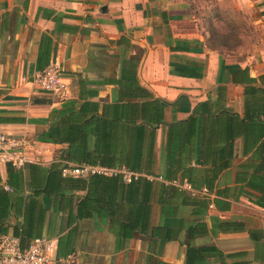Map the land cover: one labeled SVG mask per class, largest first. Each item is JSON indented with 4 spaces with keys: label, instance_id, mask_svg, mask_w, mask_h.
Returning <instances> with one entry per match:
<instances>
[{
    "label": "crops",
    "instance_id": "obj_1",
    "mask_svg": "<svg viewBox=\"0 0 264 264\" xmlns=\"http://www.w3.org/2000/svg\"><path fill=\"white\" fill-rule=\"evenodd\" d=\"M53 63L65 89L38 90ZM0 131L35 151L0 162V235L70 264H264V0H0Z\"/></svg>",
    "mask_w": 264,
    "mask_h": 264
},
{
    "label": "built area",
    "instance_id": "obj_2",
    "mask_svg": "<svg viewBox=\"0 0 264 264\" xmlns=\"http://www.w3.org/2000/svg\"><path fill=\"white\" fill-rule=\"evenodd\" d=\"M38 90L56 93L65 89L66 83L56 64H50L34 74L29 80ZM33 142L0 131V162L14 168H23L32 160ZM62 175L89 177L94 174L112 176L120 174L129 182L138 177V173L124 168L108 167L101 164L64 162L60 169ZM179 188L192 190L187 182H175ZM206 192L207 190L204 189ZM71 258L58 257L55 253V241L48 237H34L25 246L21 245L18 235H0V264H70Z\"/></svg>",
    "mask_w": 264,
    "mask_h": 264
},
{
    "label": "rangeland",
    "instance_id": "obj_3",
    "mask_svg": "<svg viewBox=\"0 0 264 264\" xmlns=\"http://www.w3.org/2000/svg\"><path fill=\"white\" fill-rule=\"evenodd\" d=\"M243 31H245V27L239 28V26H238V27L230 28V33H227V37H226L227 42H226V44L229 45L230 47H239V46L246 45L245 43L241 42L242 38L240 37V34ZM215 40H216L217 44H219L222 41H224L223 38L218 37V36H215Z\"/></svg>",
    "mask_w": 264,
    "mask_h": 264
},
{
    "label": "trees",
    "instance_id": "obj_4",
    "mask_svg": "<svg viewBox=\"0 0 264 264\" xmlns=\"http://www.w3.org/2000/svg\"><path fill=\"white\" fill-rule=\"evenodd\" d=\"M38 139H39L40 141H44V142H53V141L56 140V139L54 138V136H53L52 133L41 134V135L38 137ZM64 158H65V160H63L64 162L72 163V162H70V161L68 160V158H66L65 156H64ZM64 162H63V163H64ZM79 163H91V164H97V163H92V162H79ZM79 163H76V164H79ZM73 164H75V163H73ZM62 166H63V164H62ZM62 166H61V167H62ZM94 175H99V174H94ZM102 176H103V175H102Z\"/></svg>",
    "mask_w": 264,
    "mask_h": 264
}]
</instances>
